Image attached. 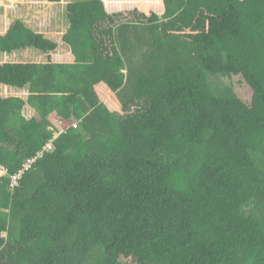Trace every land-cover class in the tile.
<instances>
[{"label":"trees","instance_id":"trees-1","mask_svg":"<svg viewBox=\"0 0 264 264\" xmlns=\"http://www.w3.org/2000/svg\"><path fill=\"white\" fill-rule=\"evenodd\" d=\"M140 7L72 2L73 64L0 65L30 93L0 97V264H264V0ZM28 48L58 44L17 20Z\"/></svg>","mask_w":264,"mask_h":264},{"label":"crops","instance_id":"crops-1","mask_svg":"<svg viewBox=\"0 0 264 264\" xmlns=\"http://www.w3.org/2000/svg\"><path fill=\"white\" fill-rule=\"evenodd\" d=\"M76 1L80 0H0V37L6 36L15 21L20 20L30 29L43 34L46 38L58 44V48L50 54H45L31 48L11 54L0 52V65L6 63L46 64L49 62L73 64L75 56L63 42V37L70 26L66 12L67 6ZM102 1L105 3L106 9L110 14L124 13L136 9L142 11V7H140L141 0ZM64 19L66 24L62 21ZM29 94L28 87L15 89L0 84V97L3 99L19 98L27 102ZM22 115L27 121L40 120L36 110L28 103L24 106ZM4 120L5 118L2 121ZM50 121L59 132L63 130L60 121L55 115L50 116Z\"/></svg>","mask_w":264,"mask_h":264},{"label":"built area","instance_id":"built-area-1","mask_svg":"<svg viewBox=\"0 0 264 264\" xmlns=\"http://www.w3.org/2000/svg\"><path fill=\"white\" fill-rule=\"evenodd\" d=\"M73 127H76V125H74ZM63 132V131H61ZM49 150L53 149V144L49 143L47 145V147ZM39 157V156H38ZM37 158H32L27 160V162L24 164L23 168L21 170L18 171V173L14 174L11 178V188H15L19 185L21 179L24 177V174L29 171L31 169V167L33 166V164L36 162Z\"/></svg>","mask_w":264,"mask_h":264},{"label":"rangeland","instance_id":"rangeland-1","mask_svg":"<svg viewBox=\"0 0 264 264\" xmlns=\"http://www.w3.org/2000/svg\"><path fill=\"white\" fill-rule=\"evenodd\" d=\"M105 1V0H104ZM107 1V0H106ZM77 2V1H76ZM62 9V8H61ZM142 11L144 12V9H142ZM126 13H124V15H125ZM146 15H151L150 13H149V11H147L146 10V13H145ZM129 17H131V15H129ZM143 19V18H142ZM62 21H64V23L66 24V21H65V19L64 20H62ZM64 24V25H65ZM89 115L92 117V125H93V127L95 128V131L96 132H98V131H100V127H99V125L97 124V123H95V117H94V113L93 112H89ZM60 130H61V128H60ZM63 131V130H62ZM5 171H3V172H1V175L3 176V175H5V173H4ZM257 206H258V203H254V204H252V207L253 208H256L257 209ZM257 213V212H256ZM257 214H259V213H257ZM256 214V215H257ZM261 221H262V223H264V216H262L261 214L259 215V216H257Z\"/></svg>","mask_w":264,"mask_h":264}]
</instances>
